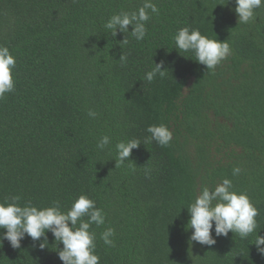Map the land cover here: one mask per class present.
Here are the masks:
<instances>
[{
    "label": "trees",
    "instance_id": "obj_1",
    "mask_svg": "<svg viewBox=\"0 0 264 264\" xmlns=\"http://www.w3.org/2000/svg\"><path fill=\"white\" fill-rule=\"evenodd\" d=\"M153 2L159 14L137 41L111 37L104 24L142 0H0V45L16 58L14 91L0 99V202L19 195L22 205L63 209L87 195L106 216L90 229L99 264H264L255 233L242 240L213 229L215 245L191 242L186 208L202 185L227 178L264 227V6L238 24L234 0ZM185 26L227 40L231 55L207 70L175 49ZM161 61L165 75L149 83ZM161 123L172 132L167 146L148 139L147 127ZM103 135L111 142L101 151ZM132 138L141 145L115 167L116 142ZM108 227L112 247L100 239ZM42 241L26 236L13 249L5 240L0 264H63V245L50 232L43 250Z\"/></svg>",
    "mask_w": 264,
    "mask_h": 264
},
{
    "label": "clouds",
    "instance_id": "obj_2",
    "mask_svg": "<svg viewBox=\"0 0 264 264\" xmlns=\"http://www.w3.org/2000/svg\"><path fill=\"white\" fill-rule=\"evenodd\" d=\"M234 9L238 24H248L256 18V10L264 6V0H234ZM151 14H159V9L153 0H142L141 6L135 11H121L111 15L104 28L110 31L115 38L120 33H130L137 41H142L146 34V22ZM129 26L131 31H129ZM175 49L182 52H192L197 63L206 66L207 70H214L217 65L231 55V48L227 40L209 38L201 34L198 28L188 26L178 29L174 37ZM127 43V38L123 40ZM119 60L126 62L127 57L120 55ZM164 62L155 64V67L145 74V79L151 83L159 75L163 77L167 69H163ZM16 67V58L10 53L7 46L0 45V99L5 94L14 91L13 70ZM88 116L96 118L97 112L89 109ZM150 133L148 138L160 146H167L172 140V132L167 125H149L146 129ZM111 138L103 135L97 142L98 150H105L110 145ZM141 141L136 138L120 140L115 144V167L130 161L132 150L138 148ZM241 169L234 167L232 175H239ZM21 197L14 195L0 202V247L7 240L13 249L21 247V241L27 236L33 242L43 241L39 248L48 247L47 233H51L57 245V254L63 264H99L100 257L96 254V233L91 226L104 225L106 216L103 209L96 207L94 200L81 194L72 200L69 207H61L59 201H53L47 206H37L30 201L20 203ZM190 215L187 228L192 229L189 240L211 247L216 244L215 237H227L229 232L238 235L242 240L255 233L257 252L264 257V236L258 232L264 228L257 221L259 211L244 192L234 190L230 179L224 178L213 188L202 185L195 193L194 198L186 206ZM86 218V219H85ZM115 230L106 228L100 239L109 247L114 246Z\"/></svg>",
    "mask_w": 264,
    "mask_h": 264
}]
</instances>
